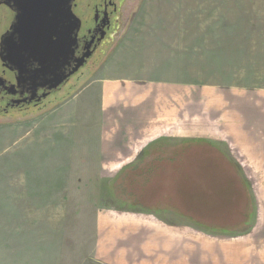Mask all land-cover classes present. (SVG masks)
I'll use <instances>...</instances> for the list:
<instances>
[{"label":"rangeland","instance_id":"374dc122","mask_svg":"<svg viewBox=\"0 0 264 264\" xmlns=\"http://www.w3.org/2000/svg\"><path fill=\"white\" fill-rule=\"evenodd\" d=\"M244 2L142 0L117 46L120 53L104 64L107 85L117 86L121 97L109 104L99 95L93 97L81 113L86 119L84 131L76 117L63 118L64 124L58 114L45 110L59 108L95 73L39 114L0 120V264H205L211 258L203 243L210 236L193 231L191 223L219 220L227 207L222 199L225 189L209 182L206 191L194 173L172 163L175 157L187 158L185 149H178L183 140L204 135L197 127L209 133L215 127L216 99L222 98L217 116L228 123L230 95L264 86V0ZM231 31H237L236 36ZM245 43L254 53L240 48ZM215 72L218 80L209 79ZM93 89L100 90L99 85ZM79 102L72 105L74 111ZM184 128L191 132L178 133ZM206 144L211 157L216 154L211 158L214 164L220 152L213 142L199 139L186 148ZM204 149L194 157L202 171L208 155ZM152 152L160 159L168 155V161L151 164L145 158ZM81 153L111 161L85 165L76 162ZM59 160L58 169L49 167ZM173 170L181 181L167 193L161 173ZM220 183L236 186L233 180ZM237 187L244 186L237 182ZM189 190L209 201L221 198L223 213L184 212L181 195ZM241 190L247 191L246 184ZM154 194L162 195L157 203L174 201L183 214L159 208L170 214L166 217L133 205L139 200L149 206L145 203ZM233 194L228 192L232 201Z\"/></svg>","mask_w":264,"mask_h":264},{"label":"crops","instance_id":"0c3cea01","mask_svg":"<svg viewBox=\"0 0 264 264\" xmlns=\"http://www.w3.org/2000/svg\"><path fill=\"white\" fill-rule=\"evenodd\" d=\"M253 1L254 0H245L244 4L252 5ZM215 3L216 0H214V4ZM252 18L253 16L250 17V19ZM228 20L232 22L233 18L229 17ZM236 34L237 31H231L230 33L231 36H236ZM246 34L247 32H245V35ZM117 48L118 47L111 53L108 60H110L112 56L116 57L120 53V50H117ZM240 48H243L245 53H250V51L254 53L253 47L247 46V44L245 46L240 45ZM205 51L206 48L204 47V52ZM105 67L106 66L103 65L100 69L96 70L95 76L91 79L89 78L90 80L88 79L89 82H87L88 80L86 81L87 84L85 86L60 103L59 108L56 110L51 109V111H47L46 114L55 112L61 120L63 118L70 120V118L74 116L77 118L78 122L83 124L81 129L84 131L86 119L81 113L89 105L93 97L99 95L102 98L101 102H105V104H109V102L114 99L119 100L121 97L117 86L107 85V69ZM215 74L216 72L214 76L209 79L213 78L214 81L218 80ZM97 84L100 90L93 89V85ZM102 84H104V86ZM203 94L204 101L201 104V108L206 117L207 107L205 92H203ZM235 94L236 95H230V115L226 117L230 118L228 123H221L217 116L222 100V98H220L219 100L216 99V106L212 110L216 116L214 117L215 127L211 129L210 133L201 125L196 129L204 135L208 133V135L213 136L214 138L207 139L210 142L213 141L216 147H219L221 143L224 148L227 147L230 150L233 164L240 171L247 187L249 186L247 191H241V193H244V198L241 199L242 207L240 210L236 207V199L233 201L230 199L226 200L227 207L224 211V215L219 220L215 221V229L211 227L202 229L199 226H209V223H204L200 220H198L199 225L197 227H191L193 231L210 236V238L204 239L203 242L207 244L209 256L211 257L204 260L205 264H264V86L253 88L251 91L244 92L243 94H239V92H235ZM76 101H80V106L74 111L72 105L75 104ZM63 120L62 122L66 124V121ZM64 126L61 127L62 133ZM46 132V136L52 138L51 132ZM183 132L190 133L191 128L178 130V133ZM197 134L202 135L199 133ZM81 154V156L76 158L80 160H76V162L85 165L109 164L111 161V159L105 156H99L94 159L83 155L84 153ZM149 161L151 164H159L164 163V161L167 162L168 160L167 158L158 160L157 158L150 157ZM115 162L116 161H113V163ZM141 162L142 160H140L139 163ZM61 164L62 161L59 160L55 161L54 164H50L49 167L57 168V166ZM116 164L118 163L116 162ZM172 164H178V160L174 159ZM199 175L202 181L200 185H202L204 190L210 191L209 188H206V182H210L211 180L215 181L216 176L210 179L202 170H200ZM224 207L225 206L221 204V198L209 201L208 198L203 196L199 198L196 214H198V216L206 214L215 215L217 212L222 214ZM212 209H216L217 212L210 213ZM249 210L250 212H248ZM188 212H190V210H188ZM239 213L241 216L240 220H242L241 224L237 221ZM250 213L252 214V220L250 219ZM246 218L248 219L245 220ZM160 219L164 220L163 218ZM222 224H224L223 228ZM233 231L241 232L231 234ZM222 232L228 234L222 235Z\"/></svg>","mask_w":264,"mask_h":264},{"label":"flooded vegetation","instance_id":"af4514ba","mask_svg":"<svg viewBox=\"0 0 264 264\" xmlns=\"http://www.w3.org/2000/svg\"><path fill=\"white\" fill-rule=\"evenodd\" d=\"M42 1L46 0H0V120L39 114L48 104L69 95L79 80L84 84L125 37L142 3V0H67L70 20L66 26L67 37L62 39L53 35L46 37L45 30L32 27V19L44 22L47 14L53 21L57 20L58 7L40 5ZM73 20L78 23L75 38L70 34ZM57 46L60 50L66 47L60 57L68 58V64L63 66L66 72L83 58L78 71L54 90H33L28 79L20 80L18 68L29 70L45 65V54Z\"/></svg>","mask_w":264,"mask_h":264},{"label":"trees","instance_id":"16d2710c","mask_svg":"<svg viewBox=\"0 0 264 264\" xmlns=\"http://www.w3.org/2000/svg\"><path fill=\"white\" fill-rule=\"evenodd\" d=\"M188 138H189V136H188ZM199 139H204V140L208 141V139L205 136L198 135V134H197V136H194L193 138H189V139L183 140V143L181 144V146L183 148L180 146V147H178V149H185L184 150V154L187 156V158L184 160L182 158V156L180 157V159L175 157L174 159L178 160V164H175L176 165V169H180L181 166H182V168H185L189 172L194 173L197 176V179H198V182H199L200 179H201L199 177L200 176L199 175L200 174V172H199L200 169H199V167H197L196 161L194 160V157L197 154L200 153L201 148H203V149L205 148L203 150V153H204V155L205 154H208V155H206L204 157L205 158L204 163L206 165V169H205L204 172L206 173L207 177L210 178V179H212V178H214L216 176V180L215 181H213V180L210 181L211 185H215L216 187H220V188H224L225 189V193L223 194V197H222V199H225V200L229 199L228 198V192H230V191L232 192L233 191L234 192V194H233L234 199H236V207H237L238 210H240L241 207H242L241 199H243V197L239 193H241V191H243L241 189H243L245 187V181H244L240 171L235 166H234L235 168H233L230 165L232 163L228 162V161H230V162L232 161L231 160L232 156H230L228 151L223 146L221 147V149L218 148V147H216L217 148L216 149L212 145L211 147L215 148L217 153L220 152L219 159L217 161H215V163L213 164V160L211 158H213L216 154H214L211 157V155L208 153V150H207V148H210V147H207V144L204 147H199L197 145L196 148H189V149L186 148V144L187 143H193L195 141H198ZM211 142H213V141H211ZM218 149H220V150H218ZM206 151H207V153H206ZM150 157L157 158L158 160L160 159V155H158L156 157L154 152L151 153ZM150 157H147V159L149 160ZM167 157H168V155L164 156V159H166ZM141 163L144 164V165H148V162H146L144 160ZM141 163H139V164H141ZM164 163H165V161H164ZM172 165H174V164H172ZM193 165H195L197 167V171H196L195 167H191ZM174 172H175V170H173V172L170 173V174L168 172L167 173H161V175H162V177L164 179V181L162 182V185L165 186L167 193L173 192V189L176 188V185L181 181L180 176L174 175ZM191 179H193V178H191ZM232 180L234 181V184L236 182V186L235 187H231L230 185H227L226 183H220V182H231ZM237 182H240L244 187L243 188H238L237 187ZM206 183H209V182H206ZM246 187H247V185H246ZM247 189H248V187H247ZM171 195H174V194H171ZM161 196H162L161 194L160 195L154 194L152 196H149L150 197V202H146L145 203V204H147L149 206H145L139 200L138 201L134 200L133 205H136L137 207H139L141 209H142V206H144L143 208L145 210H148V209L152 208V209H154V211L157 212L156 214H162V215H165L166 217H169L170 214L169 213L159 212L158 211L159 208H163V209H166L168 211L174 210V212L179 214V215L183 214V212L181 210H179L181 213H179L177 211L179 208L176 206V203L174 201H169V202H164V203H157ZM181 197H183V209L182 210L184 212H188V210H190L189 213L196 214V210H197V206H198V202L196 201V198H198V196L193 194V193H191L190 190H189V191L183 192ZM185 197H191L192 199H186ZM248 212H250V210ZM240 218H241V216H240V213H239L237 221H238V223L241 224L242 220H240ZM247 219L248 218H246L245 220H247ZM175 221L176 220H174V222ZM182 223L185 224V222H182ZM193 223H191V224L194 225L195 227H197L199 225V221H197V220H194ZM176 224H179V223H176ZM214 225H215V221H211V222H209V226H203L202 225V226H199V227H201L202 229H206L208 227H211V228L215 229ZM223 226H224V224H222V228H223Z\"/></svg>","mask_w":264,"mask_h":264},{"label":"water","instance_id":"95a60500","mask_svg":"<svg viewBox=\"0 0 264 264\" xmlns=\"http://www.w3.org/2000/svg\"><path fill=\"white\" fill-rule=\"evenodd\" d=\"M40 5H56L58 7L57 13L58 17L56 21H53L48 14L44 22L42 19L34 18L30 21L32 23V27L35 29L45 30V36L49 37L50 35L56 36V38L62 37L65 39L67 37L66 26L68 21L70 20L69 16V2L67 0H55V2H50L46 0L39 3ZM45 23V24H44ZM57 29V32L55 31ZM61 29L63 32H61ZM78 29V23L73 20V25L71 26L70 34H73L75 38L76 30ZM55 32V33H54ZM61 33V34H60ZM59 46H57L54 51L48 52L45 54V65L40 64L38 68L35 69H21L17 70L19 73V78L21 81L27 79L31 83V88L33 90L38 88H45L48 90H54L58 88L69 75L78 71V69L83 65V58L78 60V63L68 72H66V68H64V64H68V58H62L66 52V47L63 46L59 51ZM49 56H52V59H49ZM25 75V78L23 77Z\"/></svg>","mask_w":264,"mask_h":264}]
</instances>
